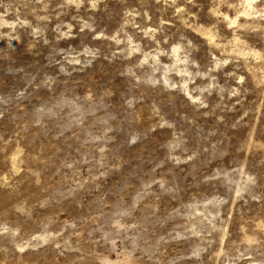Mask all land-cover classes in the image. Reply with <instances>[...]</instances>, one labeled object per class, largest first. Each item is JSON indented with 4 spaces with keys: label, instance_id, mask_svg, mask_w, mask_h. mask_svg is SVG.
<instances>
[{
    "label": "rangeland",
    "instance_id": "374dc122",
    "mask_svg": "<svg viewBox=\"0 0 264 264\" xmlns=\"http://www.w3.org/2000/svg\"><path fill=\"white\" fill-rule=\"evenodd\" d=\"M0 264H264V0H0Z\"/></svg>",
    "mask_w": 264,
    "mask_h": 264
}]
</instances>
